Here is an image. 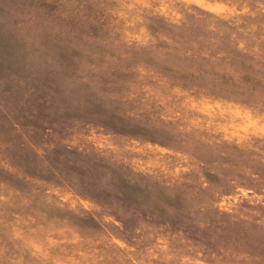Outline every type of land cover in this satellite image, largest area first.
Segmentation results:
<instances>
[{
    "label": "rangeland",
    "instance_id": "374dc122",
    "mask_svg": "<svg viewBox=\"0 0 264 264\" xmlns=\"http://www.w3.org/2000/svg\"><path fill=\"white\" fill-rule=\"evenodd\" d=\"M0 264H264V0H0Z\"/></svg>",
    "mask_w": 264,
    "mask_h": 264
}]
</instances>
